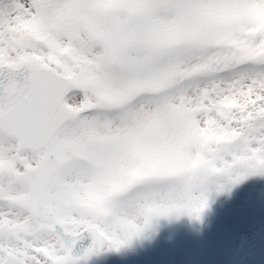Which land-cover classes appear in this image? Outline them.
<instances>
[{
    "label": "snow or ice",
    "instance_id": "6c2138e0",
    "mask_svg": "<svg viewBox=\"0 0 264 264\" xmlns=\"http://www.w3.org/2000/svg\"><path fill=\"white\" fill-rule=\"evenodd\" d=\"M264 174V0H0V264H81Z\"/></svg>",
    "mask_w": 264,
    "mask_h": 264
},
{
    "label": "rangeland",
    "instance_id": "374dc122",
    "mask_svg": "<svg viewBox=\"0 0 264 264\" xmlns=\"http://www.w3.org/2000/svg\"><path fill=\"white\" fill-rule=\"evenodd\" d=\"M98 264H264V174L211 190L198 220L154 218L128 244L102 251Z\"/></svg>",
    "mask_w": 264,
    "mask_h": 264
},
{
    "label": "water",
    "instance_id": "95a60500",
    "mask_svg": "<svg viewBox=\"0 0 264 264\" xmlns=\"http://www.w3.org/2000/svg\"><path fill=\"white\" fill-rule=\"evenodd\" d=\"M101 252L95 255H91L86 260L81 261V264H97L98 259L100 258Z\"/></svg>",
    "mask_w": 264,
    "mask_h": 264
}]
</instances>
